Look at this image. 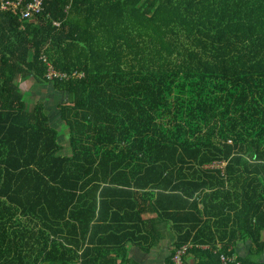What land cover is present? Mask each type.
Wrapping results in <instances>:
<instances>
[{"label": "trees", "instance_id": "obj_1", "mask_svg": "<svg viewBox=\"0 0 264 264\" xmlns=\"http://www.w3.org/2000/svg\"><path fill=\"white\" fill-rule=\"evenodd\" d=\"M29 78L66 95V134ZM263 231L264 0L0 10V264H138L126 246L166 235L167 264L182 245L184 264H219L246 239L236 258L263 264Z\"/></svg>", "mask_w": 264, "mask_h": 264}, {"label": "crops", "instance_id": "obj_2", "mask_svg": "<svg viewBox=\"0 0 264 264\" xmlns=\"http://www.w3.org/2000/svg\"><path fill=\"white\" fill-rule=\"evenodd\" d=\"M262 236L264 237V231L262 233ZM171 241V238L167 235L161 237L158 243L152 246L148 252L143 251L135 245L129 244L128 246H126V249H128V257L135 260L138 264H167V259L170 256V252L172 249ZM252 244L253 242L251 239H246L239 242L236 246V254L242 257L247 256L250 252ZM199 247L206 248L207 246L201 245ZM186 259L187 264H197L198 262L196 256L192 257L188 255L186 256ZM257 260L264 264V252L257 258Z\"/></svg>", "mask_w": 264, "mask_h": 264}, {"label": "rangeland", "instance_id": "obj_3", "mask_svg": "<svg viewBox=\"0 0 264 264\" xmlns=\"http://www.w3.org/2000/svg\"><path fill=\"white\" fill-rule=\"evenodd\" d=\"M19 88L21 92H26V100L30 106L32 105L31 103H42L44 105L48 114L49 123L54 129L58 130L62 127L57 105L66 98V95L63 92H57L50 84H39L34 78H29L24 81L19 80ZM62 133L63 135L66 134L65 130H62ZM61 138L60 142L64 140V137L62 140ZM64 143L62 144L64 147L63 149L70 150L69 144L68 147H66ZM66 153H68V151Z\"/></svg>", "mask_w": 264, "mask_h": 264}, {"label": "built area", "instance_id": "obj_4", "mask_svg": "<svg viewBox=\"0 0 264 264\" xmlns=\"http://www.w3.org/2000/svg\"><path fill=\"white\" fill-rule=\"evenodd\" d=\"M42 9V0H30L25 3L23 0H0V10H9L13 14H19L23 20L30 19L34 14H37ZM47 79H53L55 77H66L64 73L56 72L50 65L48 66L45 74ZM187 245H182L176 249L172 256V264H184L183 256L186 252ZM219 264H250L244 263L238 260L235 256H229L226 254H219Z\"/></svg>", "mask_w": 264, "mask_h": 264}]
</instances>
